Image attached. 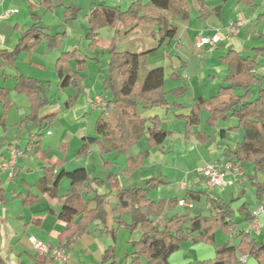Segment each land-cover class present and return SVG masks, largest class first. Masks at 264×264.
I'll return each mask as SVG.
<instances>
[{
	"label": "crops",
	"instance_id": "1",
	"mask_svg": "<svg viewBox=\"0 0 264 264\" xmlns=\"http://www.w3.org/2000/svg\"><path fill=\"white\" fill-rule=\"evenodd\" d=\"M131 3L130 0H0V50L16 48L22 33L35 22L33 15L47 33L58 36L54 42L45 40L31 50H20L11 63L2 62L4 76L1 84L8 89L10 105L2 120L6 101L0 98V149L4 147L2 152L0 150V160L9 158L11 146L22 152L16 160L13 174L0 168V187L4 191L3 199H0V259L5 264H44L49 257L54 264H60L51 253L36 251L30 237L35 236L52 247H58L59 235L66 227V222L58 214L70 189L72 192L76 190L70 197L75 205L89 209L101 205L105 220H94L73 244L63 248L66 259L62 264H102L105 250L115 245L118 255L121 242H124L121 252L125 253L123 264L130 263L131 258L127 256L135 251L133 244L140 239L142 230L132 231L118 226L115 221L114 208L118 199L114 195L121 188L142 187L147 189L149 198L163 202L162 217L158 219L161 225L167 217L185 212L186 207L178 204L180 199L193 201L191 213L198 214L192 212L196 201L186 196L189 190L212 193L224 199L234 210L236 232L234 235L227 233L232 243L238 241L240 229L250 231V219L247 217L252 216L255 208L262 204L251 181L253 164L240 166L243 174L237 178L229 173L222 188L209 190L200 174L207 162L229 160L224 154L225 149L235 148L244 139L245 129L239 127L237 117L220 118L212 123L207 109L201 110L198 121L189 127L181 115H188L199 97L209 99L218 96L221 102L229 101V95H220L219 90L227 85L228 76L235 70L234 64L221 60L231 50L240 53L241 57L255 58L257 66L253 71L264 77V53L256 55V49L264 47V0H254L253 4L247 0H185L184 6L176 1L164 11L161 32H157L160 27L148 26L152 28L148 32L138 24L130 27L102 24L97 30L98 47L91 48L88 29L96 6L119 5L126 10ZM72 9L76 10L74 18L70 15ZM231 23L237 25L236 33L229 31ZM170 25L175 27L173 36L161 40ZM200 33L209 36L221 33L222 39L215 45L199 47L197 38ZM146 36L156 44L153 45ZM113 40L117 41L120 51L144 54L143 78L149 69L164 67L166 102L142 108L144 131L126 151L113 150L104 156L98 145L91 144L83 153L84 137L96 135L98 117L110 97L104 81ZM187 42L197 51V66H190L189 58L181 53ZM75 50L78 58L85 61L84 69L80 70L75 58L63 68L65 73L79 72L82 79L78 82L72 79L68 85H62L57 61L62 53ZM21 75L38 79L48 99L47 104L38 110L36 118L31 98L15 88ZM236 91L245 93L243 88ZM251 91L256 96L258 85H252ZM68 103L72 104L68 106ZM13 107H17L16 116L11 111ZM154 118L160 119V128L169 131V135L160 145L150 148L147 129ZM11 126L17 127L16 134L8 136ZM1 135H5L9 142L6 147ZM141 151H148L147 156L136 170L127 175V159ZM82 167L89 171L91 179L72 186L71 180L63 177L59 186V194L64 196L62 199L44 192L39 185L41 178L48 173L58 175L62 170L73 171ZM110 174L112 178H108ZM257 176L259 181L264 180L262 173ZM150 178H155V184L151 186L146 182ZM105 194L109 196L101 203L97 197ZM207 194L201 197L205 204L200 207L199 214L213 213ZM131 219L130 212L123 213L124 222L130 223ZM260 220L263 227L250 232L264 242V213ZM113 229L117 230L116 241L110 233ZM217 232V244L225 243L222 236L220 242L217 241ZM238 256L240 260L247 257L248 264L253 259L240 253ZM213 258V264L220 262Z\"/></svg>",
	"mask_w": 264,
	"mask_h": 264
},
{
	"label": "trees",
	"instance_id": "2",
	"mask_svg": "<svg viewBox=\"0 0 264 264\" xmlns=\"http://www.w3.org/2000/svg\"><path fill=\"white\" fill-rule=\"evenodd\" d=\"M176 1L184 6L185 0H147L146 2L135 0L126 10H123L119 5H97L92 13L91 25L88 29L90 47L93 49L98 47L97 37L99 34L97 30L102 24L112 27L120 24L130 27L132 24H138L160 27L157 32H161L164 11L170 9ZM247 2L253 4L254 0H247ZM70 15L74 18L76 10L72 9ZM33 18L36 19L35 22L22 33L14 50H0V98L6 101L2 120L10 105L8 89L1 84L4 76L2 62L11 63L20 50H31L42 41L54 42L58 37L47 33L35 15ZM174 32L175 27L170 25L161 40L166 36L172 37ZM109 53L108 73L104 87L110 93V97L98 117L95 128L96 135L84 137L85 143L81 148L83 153L88 151V146L91 144L98 145L104 156L113 150L126 151L137 142L144 131L141 118L142 108L154 107L166 102L165 69L163 66L149 69L142 79L140 72L145 63L143 53L120 51L116 40L112 41ZM263 53L264 47L256 49V55ZM73 58L76 59L80 70L82 65H85V61L78 58L77 50L62 53L57 61L62 85H68L72 79L77 82L82 79L79 72H64L63 66ZM221 60L235 65V70L227 78V85L221 86L219 90L220 95H229V101L221 102L218 96L209 99L199 97L192 104L190 113L181 115V118L185 120L188 127L198 121L199 113L203 109L210 111L212 123L220 118H238L239 127L245 129L246 135L235 148H226L224 154L240 166L247 163L253 164L251 181L257 188L259 199L264 203V180L259 181L257 176L259 172L264 175V77H260L253 71L257 66L255 58H244L240 53L231 50ZM254 84L258 85L256 96L251 91V86ZM15 88L25 92L31 98L36 118L38 110L48 102L41 82L36 78L21 75ZM237 88L245 89V93L238 94ZM68 104L70 106L72 103ZM160 125V119L154 118L152 125L147 129L150 148L160 145L169 135V131L160 128ZM33 140L32 137L31 141ZM147 154L148 151H141L136 156L129 157L125 173L130 175L136 170ZM105 161L107 163V160ZM63 177H68L72 186L91 179L89 171L82 167L73 171L62 170L58 175L53 172L48 173L41 178L39 185L44 192L62 199L64 196L59 194V186ZM112 177L113 175H108V178ZM146 182L151 186L155 184V178H150ZM72 190L70 189L66 194L63 207L58 214L59 218L66 222L65 229L59 235L58 247L65 249L86 232L94 220H105L101 205L95 209L75 205L70 197L75 194L76 190L74 192ZM146 190L142 187L121 188L114 195L118 199V205L114 208L115 221L118 226H125L132 231L137 228L142 230L140 239L133 244L135 251L132 255L127 256V258H131L128 264H173L170 261L171 255L180 249L182 243L190 240L195 243L213 244L215 246L214 259L223 264H246L240 260L238 253L255 257L257 264H264V242L259 241L246 229H240L237 232L238 241L236 243L217 244V231L228 233L237 226L233 218L234 210L221 197H215L212 193L207 194L202 190H189L186 196L194 201L200 200L207 194L206 199L210 203L213 213L210 215L192 214V208L186 207L185 212L175 213L167 217L162 225H159L158 219L162 217L164 204L149 198ZM3 195V188L0 187V199H3ZM108 196L109 194L99 195L97 198L102 203ZM125 212L131 213L130 223L123 220ZM251 217L249 216L247 219H251ZM110 233L116 241L117 230L113 229ZM0 264H5L3 259H0ZM44 264H54V262L49 257L45 259ZM102 264H119L115 245H111L105 250ZM201 264H213V260H202Z\"/></svg>",
	"mask_w": 264,
	"mask_h": 264
},
{
	"label": "built area",
	"instance_id": "3",
	"mask_svg": "<svg viewBox=\"0 0 264 264\" xmlns=\"http://www.w3.org/2000/svg\"><path fill=\"white\" fill-rule=\"evenodd\" d=\"M135 1V0H130ZM2 17V15H1ZM238 27L236 24L231 23L229 25V31L231 33H236ZM222 39L221 33H215L213 36L204 35L200 33L197 38V45L199 47L206 45H215ZM101 100H99L100 102ZM10 156L6 159L0 160V168L3 170H9L10 174H13L14 166L18 156L22 153L21 150L16 146H11ZM232 173L234 177H238L243 174V169L240 165L236 164L232 160H227L224 162H207L204 167H202L200 174L205 179V186L209 190L214 189L216 187H224L228 181V174ZM178 204L181 206L192 208L194 206L193 201H186L184 199H180ZM264 213V204H259L255 210L252 212V217L248 222V227L250 231L260 230L263 227V223L260 220V215ZM231 235L235 234V229L230 230ZM30 241L32 243L33 248L39 253L47 254L51 253V255L55 258V260L62 264L65 263L66 255L63 248L60 247H52L41 239H38L35 236L30 237ZM242 260H246L245 257Z\"/></svg>",
	"mask_w": 264,
	"mask_h": 264
},
{
	"label": "rangeland",
	"instance_id": "4",
	"mask_svg": "<svg viewBox=\"0 0 264 264\" xmlns=\"http://www.w3.org/2000/svg\"><path fill=\"white\" fill-rule=\"evenodd\" d=\"M119 1L120 0H118V2ZM142 27L145 28L148 32H150V29H152L151 27H148V26H142ZM141 35H143V34L141 33ZM144 35H146V34H144ZM147 39H149V38L147 37ZM102 40L105 43V39L103 38ZM149 40H151L153 45L156 44V42H154L152 39H149ZM181 53H183L186 58H189V65L190 66H197V55H196L197 51L194 48V46H191L189 42L185 43V48H183ZM144 74H145V69H142L141 70V77L142 78H143ZM190 99H191V97H190ZM12 110H13V112H12L13 116H16L18 113L17 107H13L11 109V111ZM205 113L207 114V112H205ZM10 123L12 125V121ZM203 123H204V120H203ZM16 128L15 127L12 128V126H11L10 130L8 131V136H10L11 134H13V135L16 134V130H17ZM242 133H243V131H242ZM1 139H2V142L4 143V146L6 147L9 142L6 141L7 139H6L5 135H1ZM3 148L4 147H1V149H0L1 152L3 151ZM228 191L230 192V187H228ZM204 204H205L204 199L196 201V207L193 208L192 212H195V213L201 212L200 207H204ZM177 209L180 210V209H182V207H178ZM182 211H184V210L182 209ZM159 225H161V223H159ZM221 236H222L223 242H225V243H232L233 242V240H231V239H229V237H227V233L222 232V231L217 232V241L218 242H220ZM121 241H123V236H121ZM123 245H124V242H121L122 248H123ZM122 248L119 250V253L117 255V260H118L119 264H123L125 262V256H124L125 253H121ZM214 256H215V246L213 244L208 243V242L195 243L194 241L190 240V241H186V242L182 243L180 249L171 255L170 261L173 264H201L202 260L212 259ZM245 259L247 260V257H245ZM246 260L245 261L243 260V261L246 264H248ZM256 262H257V259L255 257H253V259L250 260L249 264H257ZM214 264H222V263L221 262H215Z\"/></svg>",
	"mask_w": 264,
	"mask_h": 264
}]
</instances>
